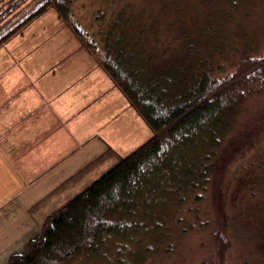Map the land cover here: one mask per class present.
Returning <instances> with one entry per match:
<instances>
[{
    "label": "trees",
    "instance_id": "16d2710c",
    "mask_svg": "<svg viewBox=\"0 0 264 264\" xmlns=\"http://www.w3.org/2000/svg\"><path fill=\"white\" fill-rule=\"evenodd\" d=\"M75 1L8 0L0 49L53 8L153 134L47 215L27 251L7 264L163 263L208 225L200 205L208 202L210 177L245 104L264 92V51L240 49L237 60L229 52L222 32L235 24L243 0L225 7L204 0L200 17L172 18L164 32L175 28L179 47L153 18L143 22L123 8L98 11L97 30L83 34L72 17ZM221 232L211 238L208 261L215 264L225 257Z\"/></svg>",
    "mask_w": 264,
    "mask_h": 264
},
{
    "label": "crops",
    "instance_id": "0c3cea01",
    "mask_svg": "<svg viewBox=\"0 0 264 264\" xmlns=\"http://www.w3.org/2000/svg\"><path fill=\"white\" fill-rule=\"evenodd\" d=\"M14 38L0 64V264L24 254L45 217L110 168L139 117L99 66L90 75L87 56L58 71L62 57H26L36 45Z\"/></svg>",
    "mask_w": 264,
    "mask_h": 264
},
{
    "label": "rangeland",
    "instance_id": "374dc122",
    "mask_svg": "<svg viewBox=\"0 0 264 264\" xmlns=\"http://www.w3.org/2000/svg\"><path fill=\"white\" fill-rule=\"evenodd\" d=\"M7 1L0 0V13ZM202 1L204 0H76L73 3L72 17L83 28V34L88 31L90 35L97 30L95 15L98 11L104 10L107 14H112L123 8L127 14L138 15L137 19L143 22L147 18H153L158 27L156 28L163 33L172 18L187 21L194 14L200 17L198 6ZM209 1L213 3V0ZM218 2L224 7L228 6V0ZM237 11L240 13L233 15L235 24L222 32L229 52L236 60L245 52L260 54L264 51V0H243ZM241 20L243 22H239ZM24 30L25 35L15 36L10 45L35 44L32 51H21L26 57L29 54L30 57L43 54L62 57L57 61L59 65H56L57 70L61 71L74 69L72 64L75 59L81 60L85 55L87 57L82 58L81 64L88 66L90 75L94 72L93 68L98 67L88 50L80 44L71 28L57 17L53 8L36 17ZM163 34L169 35L167 39L170 44L179 47L181 36L175 28ZM4 47L0 50V64L10 56L6 49L4 51ZM240 49L244 50L243 54ZM130 110L132 111L131 108ZM243 110L237 125L224 142L222 156L216 162V168L210 177L208 202L200 205L207 212L208 225L201 226L190 234V243L187 245L190 247L184 246L180 256L173 254L166 257L163 263L156 260L147 264H205V260L206 264H215L216 260L208 261L212 257L211 238L215 229L222 230L226 239L223 264H264V92L247 102ZM128 126L125 140L117 151L118 158L112 156L116 160L110 168L152 137L151 129L137 116L130 118ZM104 172L99 173V176ZM84 264L104 262L91 259Z\"/></svg>",
    "mask_w": 264,
    "mask_h": 264
}]
</instances>
